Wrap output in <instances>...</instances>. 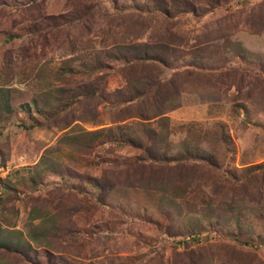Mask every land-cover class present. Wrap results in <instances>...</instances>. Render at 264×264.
<instances>
[{
  "label": "rangeland",
  "instance_id": "rangeland-1",
  "mask_svg": "<svg viewBox=\"0 0 264 264\" xmlns=\"http://www.w3.org/2000/svg\"><path fill=\"white\" fill-rule=\"evenodd\" d=\"M0 87V264H264V0H0Z\"/></svg>",
  "mask_w": 264,
  "mask_h": 264
},
{
  "label": "trees",
  "instance_id": "trees-1",
  "mask_svg": "<svg viewBox=\"0 0 264 264\" xmlns=\"http://www.w3.org/2000/svg\"><path fill=\"white\" fill-rule=\"evenodd\" d=\"M12 38L14 39V36H12ZM144 60L156 61L155 58H147ZM10 94H11V91L9 88L0 87V120H2L3 118H9V117L13 116V110L14 109H12V107H11ZM163 101L166 102V99ZM129 102H131V101H129ZM30 111H31V109L28 106L27 112L31 113ZM156 117H158V116H156ZM161 119H166V118L162 117ZM35 126L36 125L29 126V127L25 126V129L30 130V129H33ZM215 127H216V130L213 131V134L216 138H220V144L222 145V141L224 142L226 140V139H224V138H226V127L223 124H216ZM119 130L123 131L122 129H119ZM103 133H104V131H95V132L83 131L82 135L66 136V137L61 139L62 140L61 142L66 146L74 147L75 148L74 150L78 153L84 152L85 150L89 152V151H92L94 149V147H95L94 145L96 143L97 144L104 143V141L102 140ZM152 134L154 136H158V133L156 130H153ZM122 136H123V134L120 136V138H122ZM112 137L115 138V140L117 139L116 137H114V135H112ZM153 138H156V137H153ZM128 140H130V139H128ZM158 149L157 150H153V149L150 150L148 148L145 149L147 159H149V160H151L157 164H159V163L164 164L166 162L171 163V160L168 159V155H165V153L167 151H165V153H162ZM74 150L71 151L72 154H67L68 156H71V157H69L71 159H74V153L76 154V152ZM50 151H52V150H50ZM50 151H47L46 154L42 157V159L40 161V165L44 168V170L46 172L49 171L51 173L56 172V173L60 174L63 172V168H62L63 166L58 165V159L59 158H56L55 160L49 159L46 161V155ZM194 152H196L197 156L208 154L205 151H202L201 149H199L198 147L194 149ZM206 157L209 158V155H206ZM172 160L175 161V159H172ZM139 161H141V160H139ZM61 175H63V174H61ZM188 237L190 240L199 242V239L196 236H193V234H190ZM244 244L246 246H249L250 243L244 242ZM11 247H12V245L10 244V241H7L4 230L0 227V249H4L5 251L10 252Z\"/></svg>",
  "mask_w": 264,
  "mask_h": 264
}]
</instances>
